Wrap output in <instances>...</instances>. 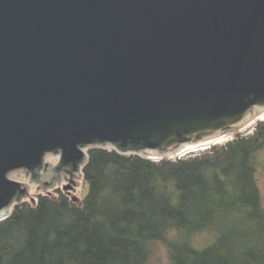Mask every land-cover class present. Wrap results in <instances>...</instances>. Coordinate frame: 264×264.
Returning <instances> with one entry per match:
<instances>
[{
	"label": "water",
	"instance_id": "water-1",
	"mask_svg": "<svg viewBox=\"0 0 264 264\" xmlns=\"http://www.w3.org/2000/svg\"><path fill=\"white\" fill-rule=\"evenodd\" d=\"M263 113L264 0H0V220L87 148L179 157Z\"/></svg>",
	"mask_w": 264,
	"mask_h": 264
},
{
	"label": "trees",
	"instance_id": "trees-1",
	"mask_svg": "<svg viewBox=\"0 0 264 264\" xmlns=\"http://www.w3.org/2000/svg\"><path fill=\"white\" fill-rule=\"evenodd\" d=\"M260 151L264 120L173 158L87 148L85 195L56 189L12 205L0 220V264H147L157 241L170 264H264ZM202 232L212 240L197 248Z\"/></svg>",
	"mask_w": 264,
	"mask_h": 264
},
{
	"label": "rangeland",
	"instance_id": "rangeland-1",
	"mask_svg": "<svg viewBox=\"0 0 264 264\" xmlns=\"http://www.w3.org/2000/svg\"><path fill=\"white\" fill-rule=\"evenodd\" d=\"M252 125L246 126L245 128L241 129L239 132L243 133H250L252 131ZM233 133L228 134L229 139L233 137ZM228 139V140H229ZM212 144V143H211ZM213 145V144H212ZM206 149V148H205ZM204 149H195L191 150V152H199ZM254 164L257 169L256 173V180L257 184L261 193V198H262V203L264 207V151L258 152L255 157H254ZM9 177L16 178L23 180L24 182L28 181V174L25 172V170H17L14 171L10 174ZM78 185L74 191L69 194L72 198L78 200H81V198L85 195L87 191V183L83 181V179L80 177L78 180ZM37 192H44L41 190H36L34 185H30V193L33 196L34 193ZM45 193V192H44ZM53 194V192H50ZM169 234L173 235L175 234V231H171ZM212 240V235L208 232H202V233H197L192 237V242L197 248H202L205 245L209 244ZM167 248L165 244L161 241L154 242L151 246V254L149 256L147 264H170L168 261V253H167Z\"/></svg>",
	"mask_w": 264,
	"mask_h": 264
},
{
	"label": "flooded vegetation",
	"instance_id": "flooded-vegetation-1",
	"mask_svg": "<svg viewBox=\"0 0 264 264\" xmlns=\"http://www.w3.org/2000/svg\"><path fill=\"white\" fill-rule=\"evenodd\" d=\"M52 158H53V156H51ZM54 158H56V157H54ZM53 158V159H54ZM56 160H57V158H56ZM54 162H55V160H54ZM42 173V172H41ZM63 174H60V176H61V181H58L54 176L52 177V182H50V183H52V186L50 187V188H48L47 190H43L42 189V187H41V185H42V182L40 181V180H38L37 179V182L36 183H30L31 185H34L35 186V188H36V190H41V191H44V192H48V193H50V192H53L54 190H56V189H61L62 191H64V192H66L67 194H71L73 191H74V189H76V187H74V189L73 188H70V187H72L73 186V184L71 183V182H65L64 180H63V176H62ZM36 175H34L33 174V177H35ZM73 180L74 181H78L79 179L77 178V177H73ZM79 182V181H78Z\"/></svg>",
	"mask_w": 264,
	"mask_h": 264
},
{
	"label": "bare ground",
	"instance_id": "bare-ground-1",
	"mask_svg": "<svg viewBox=\"0 0 264 264\" xmlns=\"http://www.w3.org/2000/svg\"><path fill=\"white\" fill-rule=\"evenodd\" d=\"M258 119H262V120H264V113H263L262 115H260ZM258 119H257V121H258ZM251 125H252V124H251ZM228 139H229V135L224 136V137L219 138V139H216V140H214V141H211V142L205 144L204 146L197 147V148H199V149H205V148H208V145L210 146L211 143H212L213 145H214V144H222V143H224L225 141H227ZM197 148H192L191 150H195V149H197ZM173 157H178V156H173ZM173 157H170V158H173ZM152 159H153V158H152Z\"/></svg>",
	"mask_w": 264,
	"mask_h": 264
}]
</instances>
